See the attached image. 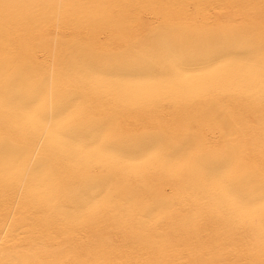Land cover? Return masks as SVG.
<instances>
[{"label":"bare ground","instance_id":"obj_1","mask_svg":"<svg viewBox=\"0 0 264 264\" xmlns=\"http://www.w3.org/2000/svg\"><path fill=\"white\" fill-rule=\"evenodd\" d=\"M204 1L0 0V70L6 62L8 67L28 65L43 72L53 63L70 62L82 55L99 61L116 58L162 31L215 37L254 34L257 38L264 33L263 7L262 12L248 0L251 6L246 0H237L242 5L236 0H223L225 5L212 0L217 4L206 1L208 6L203 9ZM247 12L254 19L249 20L248 14L246 18ZM253 13L261 16L257 14L256 18ZM209 19L210 24L203 23ZM94 103L132 135L148 131L158 138H192L215 145L222 143L226 131H230L233 143L244 149L254 167L264 164V106L243 66L232 60H222L188 80L133 82L120 94L102 92ZM5 136L22 140L14 129L0 124V140ZM142 182L168 193L183 210L178 209L158 228L114 211L89 220L61 210L55 202L29 198L0 169V264L25 260L34 264H198L195 257L200 247H208L210 232L215 231L210 235L215 245L232 240H221L225 234L222 231L229 230V225L211 206L203 212L193 210L196 202L183 190L179 177L158 172ZM230 234L227 236L231 238L234 234ZM237 235L233 236L234 243ZM248 236L242 238L250 240ZM257 239L258 243L262 241ZM233 242L226 247L220 243L223 247L219 250ZM240 242L232 248L247 250L248 244L241 247ZM252 242L258 244L254 239ZM237 249L230 246L233 254L239 253ZM221 251L224 254L225 250ZM251 254L247 251V257L255 256ZM221 261L217 259V263Z\"/></svg>","mask_w":264,"mask_h":264},{"label":"snow or ice","instance_id":"obj_2","mask_svg":"<svg viewBox=\"0 0 264 264\" xmlns=\"http://www.w3.org/2000/svg\"><path fill=\"white\" fill-rule=\"evenodd\" d=\"M226 59L243 66L264 106V33L257 38L162 31L119 57L82 55L43 72L6 62L0 70V124L22 140H0V169L33 200L55 202L89 220L114 211L149 228L180 209L168 193L142 182L167 172L183 181L196 202L193 210L211 206L234 230L258 233L264 241V164L254 167L233 143V133L226 131L215 145L148 131L132 135L94 103L102 92L120 94L139 81L188 80Z\"/></svg>","mask_w":264,"mask_h":264},{"label":"rangeland","instance_id":"obj_3","mask_svg":"<svg viewBox=\"0 0 264 264\" xmlns=\"http://www.w3.org/2000/svg\"><path fill=\"white\" fill-rule=\"evenodd\" d=\"M204 1V0H203ZM208 3H211L212 4V0H210V1H208V0H206ZM206 1H204V2H202L203 3V5H204V7H203V9H205V6L207 7L208 6V3H205ZM217 1V0H216ZM220 1V0H219ZM237 1V0H236ZM241 1H243V2H245L244 0H241ZM247 1V0H246ZM252 5H255L256 7H259L260 9H261V7H263V10H264V0H248ZM246 2L245 4L246 5H250L251 6V4H249V2ZM221 2H222V4H224L225 5V3H223V0H221ZM221 2H219V3H221ZM224 2H226L225 0H224ZM232 2H235V0L234 1H231V3ZM199 3V5L201 4V1L200 2H198ZM205 3V4H204ZM214 3V2H213ZM241 3V2H240ZM189 4H193V3H190L189 2ZM214 4H217V3H214ZM214 4H212V5H214ZM234 4V3H233ZM232 4V5H233ZM236 4H239V2L237 1L236 2ZM235 4V5H236ZM243 4V3H242ZM242 4H239V5H242ZM203 5H201V8H202V6ZM207 9V8H206ZM262 10V9H261ZM263 10H262V12H263ZM210 11V10H209ZM261 12V11H260ZM210 13H211V11H210ZM249 12H247V13H244L245 14V17L247 16L246 14H248ZM232 12H231V14L229 15L230 17L232 16ZM256 15V16H254V17H256L257 18V14L258 15H260V14H262V16H264V12L263 13H253V15ZM228 15V14H227ZM249 15L251 16V12H250V14H248V18H249V20H251V19H254L253 18V16H251L252 18H250L249 17ZM146 16V15H145ZM261 16V15H260ZM147 17V16H146ZM225 17H226V15H225ZM245 17H244V19H245ZM259 17V16H258ZM247 18V17H246ZM259 18H262V17H259ZM263 20H264V17L262 18ZM246 20H248V19H246ZM207 20H205L203 23L205 24H207V23H209L210 22V19L208 20V22H206ZM253 21V20H252ZM255 21L257 22L258 21V19L256 20L255 19ZM261 21V20H260ZM260 21H258V23L260 22ZM255 22V23H256ZM202 23V24H203ZM210 24V23H209ZM202 32V31H201ZM229 225V224H228ZM215 232V231H214ZM214 232H208L210 235H211V233H212V235H213V233ZM222 232H225V234H223ZM222 232H219V235H221V233L223 234V235H221V240H223L225 237L227 238H229L230 240L232 239L233 240V236L234 235H236V234H239V235H237L234 239L236 240H234L235 241V243L234 244H232V245H228L229 247V249L228 248H224V249H220L219 250V248H221V247H223L222 245H224L225 247L227 246V244L228 243H232L231 241H229L228 240V238H227V240H228V242L224 239L223 240V242L220 244V243H216V244H218V245H220V246H218V245H215L214 243H215V241L212 239V236H210V235H208L209 237H210V240L208 241L209 242V245H208V243L206 244V245H208V247H205V246H202V247H200L199 249H202L201 250V252H199L198 251V254H197V257H195V260H197V262H198V264H222L221 262H224V264H226L227 262H229V264H232V262L234 263V264H252V263H256V264H262V262H263V264H264V251H263V249L262 250H260L261 248H262V245H264V241L262 242V241H259V243H261L262 245H259V243H258V239L257 238H259L260 240H262V238H260L261 236L259 235V234H254V236H257V238L256 237H253L252 235H250V240H247L248 241V243H246L247 241H245L244 239H245V237L246 236H248V235H246L245 233H244V235H245V237H244V235H241L242 234V232H238V231H234L233 230V228H232V226L231 225H229V230H223ZM233 232H235V234L233 233ZM238 232V233H237ZM216 233H217V231H216ZM231 233V234H230ZM228 234H230L232 237L230 238V236H227ZM208 237V238H209ZM224 237V238H223ZM244 239H243V238ZM249 237V236H248ZM248 237H246V238H248ZM223 238V239H222ZM237 238H238V241L240 242V241H242V242H240V244H241V247L243 246L244 247V245H245V247H246V245L248 244L249 245V247H248V245H247V250H245L244 248H243V250H245V251H243V250H241V248H240V252H241V254H239L240 252L238 251L239 249H237V248H235V247H237V246H235L237 243H239L238 241H237ZM239 239H242V240H239ZM253 239L255 240V242H257L258 244H256V243H253L252 241H253ZM256 239H257V241H256ZM245 241V244H243L244 243V241ZM252 240V241H251ZM213 241V242H212ZM224 241H226V243L227 244H224L225 242ZM237 242V243H236ZM212 243V245H211V247H210V244ZM249 243H251V244H249ZM240 244H238L239 246H240ZM233 245L235 246L234 248H232L233 247ZM251 245H253V246H255L254 248H253V246H251ZM258 245H259V247H258ZM215 246H217L218 247V249H217V247H215ZM230 246H231V249H233V250H235L236 251V249H237V252H239V253H237V254H239V255H237L236 254V252L233 254L232 252H233V250H230ZM239 246H238V248H239ZM250 247H252L251 249H250ZM258 247V248H257ZM209 248H211V251H210V249ZM214 248H216L217 250H216V252H215V250H214ZM207 250V251H206ZM214 250V251H213ZM221 250H225L224 251V254H222L221 252H223V251H221ZM228 250V251H227ZM255 250V251H254ZM259 250H260V254H262L263 256L261 257V255L260 254H258V252H259ZM217 251H219L218 253H217ZM230 251H231V253H230ZM247 251H250V254H251V252L252 251H254V253L252 252V254L251 255H253V254H255V252L256 251H258L257 252V254H255V256L253 255L252 257H247L248 255H247ZM204 252V253H203ZM244 252V253H243ZM246 253V255H244ZM215 254V255H214ZM221 254V255H220ZM225 254H227V255H225ZM228 254H230L229 256H228ZM203 255V256H202ZM212 255V256H211ZM236 255V256H238V258L236 257V258H234V256ZM241 255H242V257H241ZM243 256H245V257H243ZM260 256V257H259ZM257 257H259L262 261H259L260 259L259 258H257ZM222 258V261L221 262H218L217 263V259H218V261H219V259H221ZM225 258H226V260H225ZM242 258H244V259H242ZM249 258V259H248ZM256 258V260H253L252 261V259H255ZM263 258V259H262ZM211 259V260H210ZM239 259V260H238ZM251 259V261H248V260H250ZM230 260H232V261H230ZM234 260V261H233ZM239 261V263H238V261ZM248 261V262H247ZM259 261V262H258ZM237 262V263H236ZM228 264V263H227Z\"/></svg>","mask_w":264,"mask_h":264}]
</instances>
